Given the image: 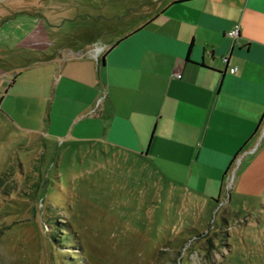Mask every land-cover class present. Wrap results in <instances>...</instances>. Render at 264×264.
Instances as JSON below:
<instances>
[{
    "label": "crops",
    "instance_id": "1",
    "mask_svg": "<svg viewBox=\"0 0 264 264\" xmlns=\"http://www.w3.org/2000/svg\"><path fill=\"white\" fill-rule=\"evenodd\" d=\"M3 3L0 40L25 52L0 56V114L13 127L64 136L73 122L77 142L147 155L206 208L264 197V0H162L127 31L56 51L42 19L20 33L24 20L9 19L20 4Z\"/></svg>",
    "mask_w": 264,
    "mask_h": 264
},
{
    "label": "rangeland",
    "instance_id": "2",
    "mask_svg": "<svg viewBox=\"0 0 264 264\" xmlns=\"http://www.w3.org/2000/svg\"><path fill=\"white\" fill-rule=\"evenodd\" d=\"M161 1L3 4H20L9 15L24 20L20 33L42 19L56 51L92 37L103 41L114 28L127 31ZM14 39L0 40V56L4 48L14 57L25 53ZM70 127L46 137L18 130L0 114V264H264V197L206 208L195 193L169 183L147 155L77 142Z\"/></svg>",
    "mask_w": 264,
    "mask_h": 264
},
{
    "label": "built area",
    "instance_id": "3",
    "mask_svg": "<svg viewBox=\"0 0 264 264\" xmlns=\"http://www.w3.org/2000/svg\"><path fill=\"white\" fill-rule=\"evenodd\" d=\"M238 33H239V28H238V26H235L234 28L229 30L226 34H227V36H229L230 38H232L234 40L238 36ZM98 48L99 47L95 48V52H94V57L95 58H97L100 55V53L103 51L102 47H101V49L99 51H98ZM231 179L232 178H230L229 185L231 184Z\"/></svg>",
    "mask_w": 264,
    "mask_h": 264
},
{
    "label": "trees",
    "instance_id": "4",
    "mask_svg": "<svg viewBox=\"0 0 264 264\" xmlns=\"http://www.w3.org/2000/svg\"><path fill=\"white\" fill-rule=\"evenodd\" d=\"M118 41V40H117ZM190 51V50H189ZM108 52V49H104L102 52H101V55H99L98 57H97V60L98 61H101V62H103V59H104V57H105V54ZM101 56V57H100ZM189 58V52H188V55H187V59Z\"/></svg>",
    "mask_w": 264,
    "mask_h": 264
},
{
    "label": "water",
    "instance_id": "5",
    "mask_svg": "<svg viewBox=\"0 0 264 264\" xmlns=\"http://www.w3.org/2000/svg\"><path fill=\"white\" fill-rule=\"evenodd\" d=\"M103 64H104V59H103Z\"/></svg>",
    "mask_w": 264,
    "mask_h": 264
}]
</instances>
